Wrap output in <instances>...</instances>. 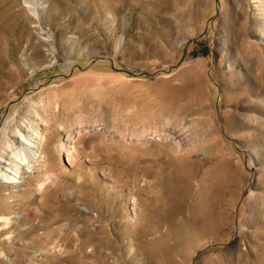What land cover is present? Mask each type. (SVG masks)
<instances>
[{
	"label": "rangeland",
	"instance_id": "1",
	"mask_svg": "<svg viewBox=\"0 0 264 264\" xmlns=\"http://www.w3.org/2000/svg\"><path fill=\"white\" fill-rule=\"evenodd\" d=\"M38 91L0 264H264V0H0V132Z\"/></svg>",
	"mask_w": 264,
	"mask_h": 264
},
{
	"label": "bare ground",
	"instance_id": "2",
	"mask_svg": "<svg viewBox=\"0 0 264 264\" xmlns=\"http://www.w3.org/2000/svg\"><path fill=\"white\" fill-rule=\"evenodd\" d=\"M26 7L30 6L27 5ZM37 96L38 100L27 106L28 110L31 112L27 114L28 111H26L25 115L16 112L15 117L10 115L7 116L0 132V187H2L3 190H8L9 187H19L17 184L20 183L19 179L22 175L21 170L23 166L26 165L36 171L37 178H39L36 182L26 180V186L30 188L31 192L35 189H43L49 181V176L47 175L49 161L47 148H50L51 136L46 134V127L51 128V125L46 119V109L52 110L54 113L56 111V106L53 105L51 107V103L47 100V95H43L42 91H38ZM11 98L13 99L14 97ZM20 117L25 119V126L18 122L23 119ZM29 130L32 132H29ZM71 144H73V142L65 146L58 140V142L51 147L53 155L58 156L60 151L66 150L67 156L74 158L77 154V149L74 147L75 145L72 146ZM32 177L33 176L30 178ZM7 198L6 196H0V199H3V201ZM4 210V207L1 206L0 212ZM11 214L14 215L18 213L12 212L10 215ZM12 224V216L0 215V232L3 229L9 228ZM10 237H12L11 233L5 236V238Z\"/></svg>",
	"mask_w": 264,
	"mask_h": 264
}]
</instances>
